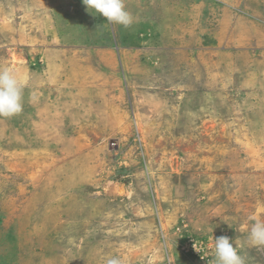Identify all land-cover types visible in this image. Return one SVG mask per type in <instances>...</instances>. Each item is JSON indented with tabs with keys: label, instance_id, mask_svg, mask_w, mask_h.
<instances>
[{
	"label": "rangeland",
	"instance_id": "1",
	"mask_svg": "<svg viewBox=\"0 0 264 264\" xmlns=\"http://www.w3.org/2000/svg\"><path fill=\"white\" fill-rule=\"evenodd\" d=\"M125 4L0 0V264H264V0Z\"/></svg>",
	"mask_w": 264,
	"mask_h": 264
},
{
	"label": "clouds",
	"instance_id": "2",
	"mask_svg": "<svg viewBox=\"0 0 264 264\" xmlns=\"http://www.w3.org/2000/svg\"><path fill=\"white\" fill-rule=\"evenodd\" d=\"M89 13H98L109 23L128 28L133 16L125 0H82ZM24 82L9 68H0V117L11 118L23 111ZM248 241L252 246H264V220L251 223ZM215 259L212 264H245L244 257L227 236L214 238ZM106 264H122L118 256L110 257Z\"/></svg>",
	"mask_w": 264,
	"mask_h": 264
},
{
	"label": "built area",
	"instance_id": "3",
	"mask_svg": "<svg viewBox=\"0 0 264 264\" xmlns=\"http://www.w3.org/2000/svg\"><path fill=\"white\" fill-rule=\"evenodd\" d=\"M193 244V245H192ZM188 246H187V248H191L192 247V249H193V253L194 254H196L197 253V250L200 248V249H202V246L198 243V242H196V241H194V240H189L188 241V244H187Z\"/></svg>",
	"mask_w": 264,
	"mask_h": 264
}]
</instances>
